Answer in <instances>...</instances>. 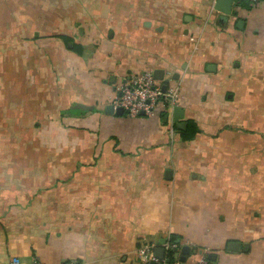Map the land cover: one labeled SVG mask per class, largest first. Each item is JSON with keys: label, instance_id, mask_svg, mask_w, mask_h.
<instances>
[{"label": "crops", "instance_id": "0c3cea01", "mask_svg": "<svg viewBox=\"0 0 264 264\" xmlns=\"http://www.w3.org/2000/svg\"><path fill=\"white\" fill-rule=\"evenodd\" d=\"M163 4L0 0V264H136L168 232L210 264H264V2L222 23L201 6L182 35ZM155 69L177 88L164 116L105 111L121 74ZM22 136L28 152H3Z\"/></svg>", "mask_w": 264, "mask_h": 264}, {"label": "built area", "instance_id": "2783aa9c", "mask_svg": "<svg viewBox=\"0 0 264 264\" xmlns=\"http://www.w3.org/2000/svg\"><path fill=\"white\" fill-rule=\"evenodd\" d=\"M215 1V0H214ZM264 0H232V5L246 4L249 8L259 6ZM240 8H236L238 12ZM233 11V7H232ZM120 81L115 86V95L111 99V105L114 109L122 107L123 112L130 117H153L158 114L162 107L167 108L173 104L177 94L176 87L162 88L163 81L154 77L153 71L146 70L140 73H125L119 76ZM164 242L159 243V238L148 239L140 238L135 249L136 264H209L208 255L205 250L197 254L198 258L193 261H187L186 257L182 260L183 247H189V253L192 252L187 242L178 239L170 232L163 237ZM157 247L162 248V255L155 254ZM11 264H20L17 257L11 259ZM30 264H44L37 258H34ZM57 264H78L76 260H64Z\"/></svg>", "mask_w": 264, "mask_h": 264}, {"label": "rangeland", "instance_id": "374dc122", "mask_svg": "<svg viewBox=\"0 0 264 264\" xmlns=\"http://www.w3.org/2000/svg\"><path fill=\"white\" fill-rule=\"evenodd\" d=\"M261 5V4H260ZM259 6H255L253 8H249L246 4H239V5H233V11H235L236 8H240V10L237 12V15L243 13V12H246V11H251L253 9H256V8H259ZM203 6V8L206 6H209L208 7V10L210 13H207V21H208V15H211V16H214L215 13H220L219 11L215 10L214 9V0L212 2V0H164V4H163V11H164V17H165V21L168 23L167 20H169L170 24H175V23H178V31H179V34H180V30H182L181 28L184 27V26H187L186 25V22H184V17L185 15H194L196 16V14L199 12V8ZM233 15V14H232ZM168 17L170 19H168ZM168 23V24H169ZM171 24V25H172ZM189 28V27H188ZM180 29V30H179ZM219 30H221L220 32L223 31V27H219ZM177 31V32H178ZM182 33V31H181ZM182 35V34H180ZM182 38L185 37V39L187 37H189V43H192V44H202L203 45V39L205 38V35H203L202 37V30H201V27L199 28H196V29H193V31L191 29H189L188 31V34H187V37L186 35H183L181 36ZM188 40V38H187ZM198 44V45H199ZM197 45V46H198ZM202 47V46H201ZM127 73H131V72H127ZM125 74V73H123ZM121 74V75H123ZM118 80V79H117ZM120 81V79H119ZM263 84V82H262ZM263 88H264V85H263ZM113 95H115V88H114V92H113ZM109 104H111V100L109 101ZM78 105H72L71 107H69L66 111H64V114H81L83 112H87L88 110H84L83 112H81L78 108H77ZM8 109H10L8 107ZM167 108H160L159 109V114L162 113V114H166L167 112ZM264 110V109H263ZM264 114V113H263ZM123 115H126L125 113H123ZM11 116L12 114L10 112H5L3 114L2 117H4L3 119H6L7 117L11 120ZM5 138H8L10 140H12V138H17L16 136L19 134L18 130L16 129H5ZM9 134H8V133ZM23 135V134H22ZM22 137H25L22 141H19V142H16V141H11L7 144H5L3 146V152L4 153H8L10 155H16V154H21V153H24V152H28L27 150V143H26V138H28V136H22ZM25 141V142H24ZM175 236V235H174ZM176 237V236H175ZM188 245H190L188 242H187ZM191 246V245H190ZM193 251V256H196L197 254H199V248L197 246H192L191 248ZM202 250H205V254L206 255H209L210 253H212L213 248H203ZM191 252V253H192ZM191 253H188L185 255V257L189 258ZM209 261H211L209 259ZM210 264V262H209Z\"/></svg>", "mask_w": 264, "mask_h": 264}, {"label": "water", "instance_id": "95a60500", "mask_svg": "<svg viewBox=\"0 0 264 264\" xmlns=\"http://www.w3.org/2000/svg\"><path fill=\"white\" fill-rule=\"evenodd\" d=\"M231 5H232V0H215L214 1V9L220 12V16L218 19L219 23L226 22L228 20V17L231 14H233V15L237 14L236 11H232ZM188 17L191 18V16H188ZM185 20H187V19L185 18ZM243 23H244L243 20H240V21H238L237 26H239L241 28V27H243ZM212 67H213L212 70L215 69L214 65H212ZM207 69L211 70V67L208 66ZM153 75L156 79L164 81L162 88H163V90H165L167 87L166 82L168 81V79L163 78V76H164L163 69H155L153 71ZM113 80H114V77L111 78V81H113ZM77 108L79 110H87L88 109L87 107L81 106V105H78ZM105 111L108 113H114V114L119 115V116L123 115V113H124L122 107H117L116 109H114L111 104L106 106ZM173 111H174V120L177 121V124H176L177 128L180 130L184 129L186 126V122L181 121L183 119V113H184L183 108L180 106H175L173 108ZM177 241H179V240L177 239ZM163 242H164V238H160L159 243H163ZM182 251H183L182 260H184L185 255L189 253V247L184 246ZM155 254L160 257L162 255V248L157 247L155 249ZM208 258L210 260L214 261L216 256L215 255H209Z\"/></svg>", "mask_w": 264, "mask_h": 264}, {"label": "trees", "instance_id": "16d2710c", "mask_svg": "<svg viewBox=\"0 0 264 264\" xmlns=\"http://www.w3.org/2000/svg\"><path fill=\"white\" fill-rule=\"evenodd\" d=\"M61 39H63V41L66 44H69V49H71L72 51L81 54L82 53V45L78 44V43H74V41L72 40V38H70L67 35H60L59 36ZM159 116H164V114L160 113ZM186 124V127L184 129H179V133L180 136L183 140H190L192 139L196 133L199 132V126L197 125V123L192 120V119H188Z\"/></svg>", "mask_w": 264, "mask_h": 264}, {"label": "bare ground", "instance_id": "6f19581e", "mask_svg": "<svg viewBox=\"0 0 264 264\" xmlns=\"http://www.w3.org/2000/svg\"><path fill=\"white\" fill-rule=\"evenodd\" d=\"M162 81H163V80H162ZM163 84H164V81H163ZM163 84H162V85H163Z\"/></svg>", "mask_w": 264, "mask_h": 264}]
</instances>
